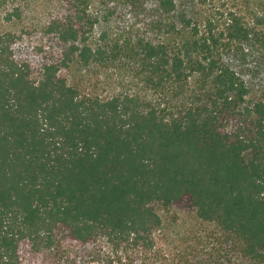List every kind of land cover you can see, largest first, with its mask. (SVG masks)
I'll use <instances>...</instances> for the list:
<instances>
[{
  "label": "trees",
  "instance_id": "trees-1",
  "mask_svg": "<svg viewBox=\"0 0 264 264\" xmlns=\"http://www.w3.org/2000/svg\"><path fill=\"white\" fill-rule=\"evenodd\" d=\"M0 264H264V0H0Z\"/></svg>",
  "mask_w": 264,
  "mask_h": 264
}]
</instances>
